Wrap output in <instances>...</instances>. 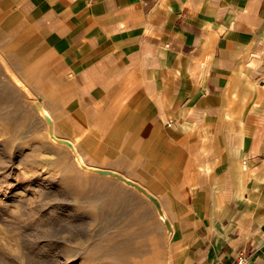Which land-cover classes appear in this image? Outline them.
I'll return each instance as SVG.
<instances>
[{"label": "crops", "instance_id": "0c3cea01", "mask_svg": "<svg viewBox=\"0 0 264 264\" xmlns=\"http://www.w3.org/2000/svg\"><path fill=\"white\" fill-rule=\"evenodd\" d=\"M0 10L51 54L94 138L128 141L143 174L118 173L176 183L169 264H264V0H0Z\"/></svg>", "mask_w": 264, "mask_h": 264}, {"label": "rangeland", "instance_id": "374dc122", "mask_svg": "<svg viewBox=\"0 0 264 264\" xmlns=\"http://www.w3.org/2000/svg\"><path fill=\"white\" fill-rule=\"evenodd\" d=\"M50 57L22 17L0 10V264H169L178 220L169 231L151 202L82 170L69 147L49 138L38 102L88 165L133 179L143 174L128 141L94 138ZM141 184L171 216L183 210L173 204L176 183Z\"/></svg>", "mask_w": 264, "mask_h": 264}, {"label": "bare ground", "instance_id": "6f19581e", "mask_svg": "<svg viewBox=\"0 0 264 264\" xmlns=\"http://www.w3.org/2000/svg\"><path fill=\"white\" fill-rule=\"evenodd\" d=\"M25 92H27V91H25ZM36 106H37V109H38L40 116L44 119V121H45V123L49 129V138L53 142H56V143H59L61 145H65V146L69 147L71 149V151L74 153L75 161L77 162L78 166L82 170H84L88 173H95L99 176H106V177H109L111 179H116V180L120 181L127 188L131 189L132 191H134V192L138 193L139 195H141L142 197H144L146 200H148L149 202H151L153 204L162 224L166 227V229L171 231L172 220L168 214V211H167L164 203L162 202V200L157 195H155L153 192H151L148 188H146L141 183H138V182L130 179L129 177L124 176V175H122V174H120L114 170L103 169V168L99 169V168H95L91 165H88L84 160V156L77 150L75 142H72L71 140H67V139H61L56 135V133L53 129L54 119H53L51 112L48 109H46L45 107H43V105L40 104L39 102L36 104ZM171 234H173V233H171ZM134 263L136 264V262H134Z\"/></svg>", "mask_w": 264, "mask_h": 264}, {"label": "built area", "instance_id": "2783aa9c", "mask_svg": "<svg viewBox=\"0 0 264 264\" xmlns=\"http://www.w3.org/2000/svg\"><path fill=\"white\" fill-rule=\"evenodd\" d=\"M225 264V263H221ZM231 264H252L251 260L244 256V255H239Z\"/></svg>", "mask_w": 264, "mask_h": 264}]
</instances>
